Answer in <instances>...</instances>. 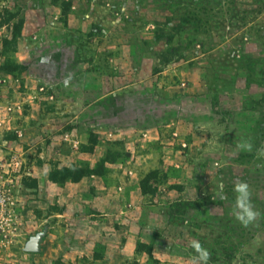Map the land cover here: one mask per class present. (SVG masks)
Returning <instances> with one entry per match:
<instances>
[{
  "label": "rangeland",
  "instance_id": "rangeland-1",
  "mask_svg": "<svg viewBox=\"0 0 264 264\" xmlns=\"http://www.w3.org/2000/svg\"><path fill=\"white\" fill-rule=\"evenodd\" d=\"M0 184V264H264V0H0Z\"/></svg>",
  "mask_w": 264,
  "mask_h": 264
},
{
  "label": "built area",
  "instance_id": "built-area-1",
  "mask_svg": "<svg viewBox=\"0 0 264 264\" xmlns=\"http://www.w3.org/2000/svg\"><path fill=\"white\" fill-rule=\"evenodd\" d=\"M10 212V200L3 186L0 184V230L9 222L8 214Z\"/></svg>",
  "mask_w": 264,
  "mask_h": 264
},
{
  "label": "clouds",
  "instance_id": "clouds-1",
  "mask_svg": "<svg viewBox=\"0 0 264 264\" xmlns=\"http://www.w3.org/2000/svg\"><path fill=\"white\" fill-rule=\"evenodd\" d=\"M246 188H247V185L244 184L243 182H240V183H238V184L236 185V189H235V190H236L238 193H240V197H239V199H246V198H247L248 193H247V191H246ZM256 215H257V213H256L255 211L249 210V211L247 212V219H243V217H241V219L243 220V223H244V224H247V223H249L250 221H252V220L255 218ZM197 247H198V246H197ZM206 257H207V253L205 252L204 255H203V258L206 259Z\"/></svg>",
  "mask_w": 264,
  "mask_h": 264
},
{
  "label": "water",
  "instance_id": "water-1",
  "mask_svg": "<svg viewBox=\"0 0 264 264\" xmlns=\"http://www.w3.org/2000/svg\"><path fill=\"white\" fill-rule=\"evenodd\" d=\"M41 234L35 236L32 238V240L30 241L27 249L29 251H32V252H36L39 250V245H40V240H41Z\"/></svg>",
  "mask_w": 264,
  "mask_h": 264
}]
</instances>
